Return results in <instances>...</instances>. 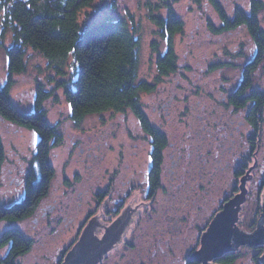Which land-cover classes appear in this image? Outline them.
<instances>
[{
  "label": "rangeland",
  "instance_id": "obj_1",
  "mask_svg": "<svg viewBox=\"0 0 264 264\" xmlns=\"http://www.w3.org/2000/svg\"><path fill=\"white\" fill-rule=\"evenodd\" d=\"M217 1L230 19L236 11L248 13L252 7V0ZM255 1L260 3L257 18L264 34V0ZM170 2L184 30L174 37L177 69L169 75H161L157 69L158 57L167 51L151 18V5H158V0H99L79 17L86 28L99 24L101 18L124 20L139 41L136 82L153 87L140 93V104L150 125L166 137L158 169L160 184L154 191L150 173L155 159L153 139L133 112L107 111L75 122L64 88H58L61 82L72 87L77 70L73 57L69 56L59 75L45 57L27 50L26 70L14 74L10 98L21 112L30 114L39 85L53 92L43 108L60 141L50 152L55 173L48 195L30 216L7 220L11 230L21 231L31 242L29 252L13 264H63L93 212L112 222L109 218L126 195L129 202L134 201L132 206L139 207L131 226L134 237L129 240L131 232L122 238V231L93 264H193L189 260L192 241L198 239L201 248L203 232L224 210V204L241 193L240 178L252 166L248 174L253 177L245 180L247 191L236 225L249 233L257 229L263 213L264 103L255 126L249 119L257 106L252 94L264 95V51L258 68L252 71L251 87H246L245 70L257 52L250 30L242 25L214 33L209 24L218 28L221 19L208 0ZM166 12L165 7L153 11L163 17ZM0 43L2 86L8 75L5 48L12 45V35H3L1 21ZM236 98L244 104H235L232 100ZM0 135L5 151L0 205L8 209L21 199L25 175L36 167L39 139L34 131L1 116ZM110 185V197L99 199ZM6 232L0 229V238ZM97 235L103 240L102 232ZM11 247L0 245V264H8ZM263 254L264 243H244L207 263L264 264L260 260ZM226 257L231 259L225 261Z\"/></svg>",
  "mask_w": 264,
  "mask_h": 264
},
{
  "label": "trees",
  "instance_id": "obj_2",
  "mask_svg": "<svg viewBox=\"0 0 264 264\" xmlns=\"http://www.w3.org/2000/svg\"><path fill=\"white\" fill-rule=\"evenodd\" d=\"M97 1L99 0H0L3 35L7 32L12 35V45L5 48L8 75L6 83L0 86V116L34 131L39 139L34 157L36 167H31L25 175L22 197L8 209L0 205V221H17L33 214L43 198L48 195L55 173L50 152L60 141L59 134L57 129L47 122L43 108L44 101L50 98L53 92L39 85L30 114L21 112L10 98L14 74L26 70L25 57L28 49L45 57L59 75L63 74V65L69 56L73 57L77 70L72 87L61 82L58 88H64L66 100L72 106L71 117L75 122L82 121L87 115L107 111L133 112L143 130L153 139L155 159L151 171L152 190L160 184L158 169L166 137L150 125L140 104V93L150 92L153 87L146 82H136L139 41L124 20L106 21V27L97 24L86 28V25L80 22V14L83 9L94 6ZM208 1L218 11L221 19V26L218 28L209 24L211 31L222 33L242 25L250 30L258 47L253 62L245 70V86L251 87L252 71L258 68L264 51V34L257 18L260 3L252 0L248 13L240 9L230 19L217 0ZM158 3L153 7L151 5V18L160 29L161 38L167 43V51L164 56L158 57L157 69L161 75H169L177 69L173 40L175 35L183 32L184 23L170 0H158ZM160 7H165V17L153 13L154 10L159 11ZM0 45L3 46L1 43ZM252 95L257 106L250 121L255 126L264 103V95ZM232 101L239 105L241 100L236 98ZM4 162L5 151L0 135V173ZM9 240L12 241V247L7 263L13 264L17 257L29 252L31 242L18 230L7 231L3 238L1 236L0 245L9 244ZM230 259L226 257L225 261Z\"/></svg>",
  "mask_w": 264,
  "mask_h": 264
},
{
  "label": "water",
  "instance_id": "obj_3",
  "mask_svg": "<svg viewBox=\"0 0 264 264\" xmlns=\"http://www.w3.org/2000/svg\"><path fill=\"white\" fill-rule=\"evenodd\" d=\"M253 167L254 166L250 167L246 175L240 178L242 181L240 185L241 193L235 195L233 199H230L229 202L224 204V210L217 213L211 221L210 227L203 232L201 236L202 245L204 246L201 248L203 255H200V253L192 254L200 256L197 261H203V264H215L207 262L220 258L222 255L233 250H237L238 247L244 243H264V193L262 201L263 213H261L257 229L249 233V231H245L244 228H240L236 225L240 204L244 201L247 191L244 186L245 180H249L253 177V175L248 174ZM121 228L122 225L118 227L115 226L114 229H109L107 237L105 236L103 240H98L97 237L93 239L92 230L91 232L88 230L85 235H90L88 237L85 236V238L82 234L79 242L67 254L63 264H93L100 260L102 254L119 239L123 230ZM209 232L212 233L211 236ZM260 260L264 263V254L260 257Z\"/></svg>",
  "mask_w": 264,
  "mask_h": 264
},
{
  "label": "flooded vegetation",
  "instance_id": "obj_4",
  "mask_svg": "<svg viewBox=\"0 0 264 264\" xmlns=\"http://www.w3.org/2000/svg\"><path fill=\"white\" fill-rule=\"evenodd\" d=\"M238 104L242 105L243 102L240 101ZM111 187H112V185H110V187L108 189H106L105 193H103L104 196L103 195L99 196V199H103V198L108 197V196L110 197V193H111V190H112ZM134 190H136V188ZM134 190H132L130 192V196H132L131 193L133 194ZM125 197H126L125 199L122 198V202L120 203V206H118L115 215H111L112 217L109 218L110 221H112V222L104 221L103 218H100L99 216H97L96 215V211H94L92 216H90L88 218L87 223L85 222V224H83L81 226L80 231H79V238L78 239H80L82 234H83L84 237L85 236L88 237L90 234L89 235H85L88 230L90 232L92 230V235H93L92 238L93 239H95L98 236L97 234L100 233V232H102V237L105 238V236L107 237V235H108L109 229H111V228L114 229L115 226L118 227V226H121V225H122L121 229H123L122 230L123 231V233H122L123 237L122 238L126 237L132 231H134V230H132L131 226H133L134 223H135L134 217L136 216L135 215L136 211L139 208H136L137 207L136 204H135L136 205L135 207L132 206L134 201L129 202L127 200L128 199L127 195ZM130 199H131V197H130ZM152 199L153 198L151 197L149 199V201L152 200ZM84 230H85V232H84ZM133 237H134V234L132 232L130 234V236H129V240L131 238H133ZM78 239L76 241H78ZM99 240H101V237L99 238ZM129 240H127L126 243H128Z\"/></svg>",
  "mask_w": 264,
  "mask_h": 264
},
{
  "label": "snow or ice",
  "instance_id": "obj_5",
  "mask_svg": "<svg viewBox=\"0 0 264 264\" xmlns=\"http://www.w3.org/2000/svg\"><path fill=\"white\" fill-rule=\"evenodd\" d=\"M99 25H100L101 27H106V26H107V25H106V21H105L103 18H101V19L99 20ZM73 52H75V49H73ZM68 107H69V110L71 111L72 106L69 105ZM37 135H38V134H37ZM150 160H151V157H149V161H150ZM38 167H39V165H37V168H38ZM11 226H12L11 223H10L9 221H7V220L0 221V229H3L4 231H9V230H11ZM209 235L211 236L212 233L209 232ZM8 243L11 244L12 241L9 240ZM198 243H199V240H198V239H195V240L192 241V243H191V245H190L191 252H192V253H200V255H203V252L201 251V248H203L204 246L201 245V248H198V247H197V244H198ZM199 258H200V256H197V255H191V254H190V256H189V259L193 262V264H195V261H196L197 259H199ZM182 264H186V261H182Z\"/></svg>",
  "mask_w": 264,
  "mask_h": 264
},
{
  "label": "bare ground",
  "instance_id": "obj_6",
  "mask_svg": "<svg viewBox=\"0 0 264 264\" xmlns=\"http://www.w3.org/2000/svg\"><path fill=\"white\" fill-rule=\"evenodd\" d=\"M108 21H109V20H108ZM243 26H245V25H243ZM255 49L258 51V47H255ZM247 122H248V120H247ZM249 122L252 123V122L250 121V119H249ZM252 126H254V125L252 124ZM162 134H163V133H162ZM150 173H151V172H150ZM143 205L145 206L146 204H143ZM146 206H147V205H146ZM146 206H145V207H146ZM140 207H141V206H140ZM138 208H139V207H138Z\"/></svg>",
  "mask_w": 264,
  "mask_h": 264
}]
</instances>
